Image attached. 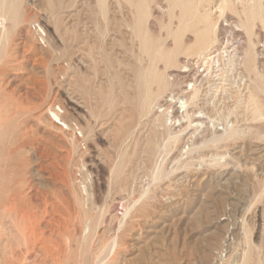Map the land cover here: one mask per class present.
Listing matches in <instances>:
<instances>
[{"label": "rangeland", "instance_id": "1", "mask_svg": "<svg viewBox=\"0 0 264 264\" xmlns=\"http://www.w3.org/2000/svg\"><path fill=\"white\" fill-rule=\"evenodd\" d=\"M138 4H147L149 11L139 19ZM3 5L8 19L6 36L0 38V109L12 121L0 138V196L24 186L59 211L38 213L29 246L6 243L0 264H93L98 254L108 257L107 264L264 263V28L259 21L252 39L260 77L250 73V78L263 92L249 86L259 117L255 101L251 106L248 99L240 105L237 98L229 100V119L238 134L206 146L209 133L183 136L165 156L167 175L151 180L153 159L146 156L143 136L148 126L130 132L138 118L131 80L149 66L138 28L153 49L173 47L167 0H104V5L99 0H3ZM226 14L227 24L232 21L234 33L245 39L244 30L235 27L236 15ZM225 23L217 20L219 38L227 34ZM193 42L187 30L183 43ZM196 56L180 51L167 74ZM155 63L164 68L162 60ZM175 73L170 88L185 90L187 80ZM47 107L65 117L68 127ZM11 132L25 140L24 148L9 151ZM191 143L193 162L187 165L180 149Z\"/></svg>", "mask_w": 264, "mask_h": 264}, {"label": "bare ground", "instance_id": "2", "mask_svg": "<svg viewBox=\"0 0 264 264\" xmlns=\"http://www.w3.org/2000/svg\"><path fill=\"white\" fill-rule=\"evenodd\" d=\"M99 1L104 5V0H99ZM167 2H168L167 11L169 15L168 33L173 35V47L168 48L165 51H161L159 49H153L151 45L148 46L147 37L143 32L141 33L140 32L141 30H139L138 28L137 30L142 36L141 40L144 43L143 44L144 47H142L141 49L142 52L148 54L149 56L148 57L149 66L139 68L134 74V78L131 80L132 83L131 86L133 88V99L135 102V106L137 108L138 118L134 128L130 132L132 133L136 128H139L142 125L144 127L148 126L143 136L145 137V147H146L145 152H147L146 156L148 157L149 160L153 159V167L152 170H150V175H149L151 180L162 178L161 176L166 174L164 173L165 156L168 155L170 151H172L173 147H176V145L180 142L183 136L188 134L189 138H191L199 131L209 133L210 138L208 140H205L203 144L206 146L210 144L217 145L218 143H220V141L236 136L239 132L237 125L229 119V114L231 113L232 108L230 109V107H228V103L223 101V98L221 99L216 95V93L212 91L211 84H209V86H206L204 90H199L197 87L192 86L190 90L180 89L176 91L175 89L170 88L172 86V83L169 81V78L177 76V73L175 72L183 73L184 70L171 69L169 71V74H167L166 72L167 69L176 66L178 64L177 54L180 51H184L187 54H196L197 56H199L201 54L207 53L212 46L216 45L219 42L220 38L217 33L218 30L217 20L224 19V21L226 22L225 24H227L228 21V19L226 18L227 10H231L237 17V21L234 22L235 27L244 30L246 34L245 39L243 37H242L243 39H241V37H238V41L236 40V43H238V45H236L238 46L236 48L237 56L240 58L241 67L243 68L244 73L248 78V82L245 87L246 90L245 93L241 94L240 92H237L235 94L237 98L236 103L240 105V103H243L244 100L246 101L247 99L249 100V104L252 103L250 102V100L255 101L254 96L249 92L250 84H252V87L254 89L260 90V85L250 78V73H253L254 76L257 77V79L260 77L257 68V60H256L257 53L254 49V41L252 37L254 34L253 28L255 22L259 21L261 26L264 28V0H236V1L220 0L219 2L217 1V3L215 2V0H208L206 2L207 4H205L203 0H167ZM137 7H138L137 19L141 18L143 14L144 15L148 14L149 11H147V7H148L147 4L145 5L138 4ZM238 7H240L241 9H238ZM12 15H13V19L17 17V13L13 12ZM214 15L215 17H213ZM174 18L176 19V22L173 21ZM7 19L8 18L4 12L3 0H0V20H1L0 38H2L1 36H4L7 33V29L5 27V23ZM231 23L233 24V22L231 21L229 25ZM36 25L37 27L41 28L42 31L44 32L46 31L44 25H41L40 23H36ZM226 29L227 28L224 26L223 31H227ZM187 30L191 31L194 34V42L189 46H185L183 43V39L184 37H186ZM228 32L233 33L232 37L238 36L237 34L234 33L231 26H229ZM48 38H43L45 40L44 42L47 44H48V40H47ZM232 57L235 56L232 55ZM233 59L234 58H232L231 61ZM156 60L163 61L164 63L163 69L157 67L155 63ZM233 62L234 61H232V63ZM182 77L186 79L188 75H183ZM189 85L190 84H188V86ZM6 100H3L4 103H6L5 102ZM253 104H254L253 107L254 112L256 113L255 115H257V113L260 112V105L256 101ZM11 107H13V103ZM47 110L50 111L52 117L54 116L56 119H58L63 126L65 125L66 127H68L69 121L66 122L65 117L63 119V116L61 117L56 111H54L50 107ZM5 118H6L5 115L2 114L0 109V138L1 136L5 137L3 136V134L6 135L5 128L8 129L7 127L9 125L8 121L11 120L10 118L9 119L8 118L5 119ZM12 119L14 120V117ZM15 121L18 122L17 119ZM15 124L13 126L16 127ZM12 128L13 127H11V129ZM8 131L9 130H7V132ZM8 135H9L8 137H10L8 139L9 141L8 148L10 152L14 151L15 149L20 150L24 148L25 140L22 137L18 138L14 134L12 135V132L9 133ZM192 144L193 143L183 145L182 148L180 149L181 155L179 156V158L185 155L186 159L184 161L186 162L187 165L193 162L191 158L192 157L191 152L195 147ZM211 160L218 161L215 158H212ZM20 176L23 177L24 174L21 173ZM121 176H122V171L118 170L115 173V177L120 179L122 178ZM22 181L25 183L24 178L22 179ZM120 182L121 181L119 180L118 184H120ZM26 188L24 186L22 187L20 186V189L17 193L14 192L7 196H0V250L4 248L3 245L9 243L10 241H16V243L22 244L24 247L27 248L31 240L34 239L35 236V230L38 226V213L41 214L51 213L53 215L55 212L59 211L58 208L54 206L53 203L48 202L43 198H42L43 200L37 199L29 195L26 192L27 191ZM147 188L148 187L143 188L142 193H140L141 196L145 197L144 195L147 193ZM28 189L30 190V188ZM128 211L129 209L127 208L125 215L128 214ZM40 217H42V215ZM221 220H223V218ZM85 223H86L84 227L85 229L83 232L84 235L88 234V232L90 231L89 224L86 221ZM82 224H84V221ZM85 237H82L81 235V238L82 239L84 238V242H86L87 240ZM112 244L114 247L115 241ZM81 253H83V251ZM244 253L246 252L244 251ZM101 255L103 254H98L95 257L94 260L95 263L93 264H107L108 257ZM242 257L244 258V256ZM241 262L242 261H240V263ZM81 263L82 260L79 264ZM212 264H216V262H213ZM260 264H264V263H260Z\"/></svg>", "mask_w": 264, "mask_h": 264}, {"label": "built area", "instance_id": "3", "mask_svg": "<svg viewBox=\"0 0 264 264\" xmlns=\"http://www.w3.org/2000/svg\"><path fill=\"white\" fill-rule=\"evenodd\" d=\"M224 26L227 28V34L222 35L220 41L207 53L184 60L181 70H184L183 75H188L186 79L184 78L187 80L184 84L187 85L184 86L185 90H190L192 86L204 90L211 84L212 91L228 103L229 100L236 98L237 92L245 93L248 78L237 56L238 36L232 37L233 33L228 32L229 25Z\"/></svg>", "mask_w": 264, "mask_h": 264}]
</instances>
